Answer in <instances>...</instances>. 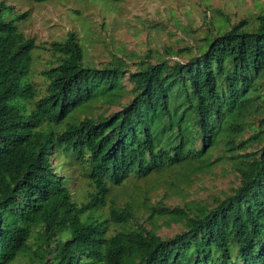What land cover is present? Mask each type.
Segmentation results:
<instances>
[{"label":"trees","instance_id":"1","mask_svg":"<svg viewBox=\"0 0 264 264\" xmlns=\"http://www.w3.org/2000/svg\"><path fill=\"white\" fill-rule=\"evenodd\" d=\"M25 17L0 2V264H264V13L220 24L186 62L151 54L132 73L122 58L89 65L70 33L52 44L45 89L30 79L39 46ZM252 141L262 146L248 152ZM224 160L240 184L215 207H148L153 223L183 224L169 239L135 227L133 205L111 197L130 180ZM73 166L91 189L84 201L63 174Z\"/></svg>","mask_w":264,"mask_h":264},{"label":"rangeland","instance_id":"2","mask_svg":"<svg viewBox=\"0 0 264 264\" xmlns=\"http://www.w3.org/2000/svg\"><path fill=\"white\" fill-rule=\"evenodd\" d=\"M3 0H0V2ZM17 15H26L20 27L39 48L35 50L30 79L45 89L42 72L48 69L53 57L52 44L65 41L74 33L85 48V61L101 67L122 58L128 70L137 71L141 58L154 55L171 62L184 61L198 55L196 44L220 24L232 25L242 20L253 21L264 13V0H4ZM167 50H169L167 52ZM192 50V51H191ZM184 53L180 54L181 52ZM128 84V81H125ZM106 107L95 104V115L104 113ZM120 110L113 106L108 115ZM87 113H82L81 118ZM253 129L243 135L249 140L259 130V120L252 122ZM262 146L250 142L248 152ZM222 149V148H221ZM69 177L75 198L84 201L91 191L86 181L69 167L64 172ZM240 184L239 175L232 164L224 160L205 173L185 174L179 170L152 176L148 180H130L123 187L115 188L112 198L121 208L133 205L136 219L133 225H143L169 239L185 230L183 224L170 221L169 217L150 220L148 207L176 209L187 213L199 207L213 208L217 201L232 193ZM191 216L193 214H190ZM11 264H36L29 257H19Z\"/></svg>","mask_w":264,"mask_h":264}]
</instances>
